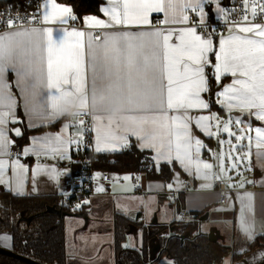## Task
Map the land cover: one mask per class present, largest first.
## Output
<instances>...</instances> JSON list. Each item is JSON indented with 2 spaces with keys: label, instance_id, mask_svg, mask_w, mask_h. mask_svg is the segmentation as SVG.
<instances>
[{
  "label": "snow or ice",
  "instance_id": "snow-or-ice-1",
  "mask_svg": "<svg viewBox=\"0 0 264 264\" xmlns=\"http://www.w3.org/2000/svg\"><path fill=\"white\" fill-rule=\"evenodd\" d=\"M106 4L101 12L107 19H85L89 28L101 30L96 34L62 29L56 35L53 27L25 28L22 25L26 18H9V29L18 22L21 26L0 33V184L14 183L17 194H23L29 172V167L20 162V155L32 154L39 159L41 155L59 154L63 159L69 146H79L89 130L96 132L98 153L127 147L129 137L134 136L141 150L155 152L152 159L157 165L161 160L168 164L175 161L189 174L194 169L197 178L203 169L207 179L213 165L200 159L204 144L194 129L208 137L219 135L220 119L210 112L211 103L204 94L211 92L212 80L220 84L224 76L233 79L215 93L216 103L229 113H247L264 122V24L250 21L247 14L250 7L253 21L257 9L264 15V0H243L241 22H233L229 35H220L218 42L212 33L205 35L187 25L191 21L189 13L197 14L200 24H204L209 5L225 13L220 0H106ZM71 12L56 0H47L42 20L45 25L66 24ZM153 14L163 15L156 22L160 27L153 26ZM36 20L35 16L30 18L31 23ZM114 28L128 30L105 31ZM9 71L17 76L16 87L27 113L39 110L45 118L55 119L66 115L69 102H75L77 106L71 114L77 118L91 116L92 129L84 128L85 121L78 119L79 131L75 135L69 130L77 125L65 124L61 133L32 138L31 145L17 153L15 159L5 158L12 155L15 143L10 134L22 136L19 128L8 127L21 122L16 115L18 100L5 79ZM116 109L120 110V119L112 115ZM202 110H209V114L192 115ZM232 123L230 116L223 124V132L230 138L235 136L238 142L248 141V151L235 156L232 153L243 152L245 146L228 141L227 158L235 168L237 162L246 158L250 161L253 131L256 147H264V127L253 129L249 124L247 130L241 127L244 134L237 136L231 131ZM235 123L241 125L242 118L237 117ZM219 167L216 180L224 179L223 158ZM9 170L11 176L6 180ZM40 170L37 164L33 176ZM167 187L171 189L172 184ZM96 191L105 189L98 187ZM246 198L250 201L251 194ZM241 211V230L251 238L253 225L245 218V210ZM247 211L254 214L250 204ZM11 239L10 234H0V240Z\"/></svg>",
  "mask_w": 264,
  "mask_h": 264
},
{
  "label": "crops",
  "instance_id": "crops-1",
  "mask_svg": "<svg viewBox=\"0 0 264 264\" xmlns=\"http://www.w3.org/2000/svg\"><path fill=\"white\" fill-rule=\"evenodd\" d=\"M103 3L101 8L107 6L106 0H102ZM56 2L65 7L70 6ZM47 0L43 2V12ZM220 5L225 9L223 1L220 0ZM208 13L205 23L217 18L222 13L215 11V5H209L206 8ZM73 15V12L68 16V22L66 24H54L45 25L42 27H53L56 35L61 33L62 29H76L84 31L86 34L92 32L94 34L99 33L101 30L89 28L85 19L90 16H95L101 19H107L103 16L102 12L100 15L89 14L84 16L79 22L75 24L69 21V17ZM163 19L162 14H153L152 21L154 27H160L156 22ZM199 22V17L197 18ZM264 24V23H262ZM187 26H194L189 24ZM196 27V26H195ZM128 29L114 28L107 29L105 31H122ZM136 31L138 29H131ZM198 30V28H197ZM198 32H200L198 30ZM201 33V32H200ZM229 33L224 34L227 37ZM218 42V38H214ZM214 62V57H213ZM224 83L222 84L219 91L222 90L224 85L231 84L232 77L224 76ZM6 81L12 86V92L16 96L19 107L17 109V117L19 123L10 124V129L19 128L23 134L25 129L33 131V134L29 136L28 144L19 149V153L22 152L26 146H30L32 138H42L48 136H55L61 133V130L65 124H74L76 127H72L69 131L75 135L79 131L78 119L72 114H66L55 119L45 118L43 115L37 113H27L24 108V102L20 98L21 93L16 87L17 76L15 73L9 71L5 76ZM222 80V79H221ZM205 99H207V94ZM219 105V104H218ZM220 106V105H219ZM19 108L21 112L19 114ZM225 115H219L216 111H211L218 115L220 119L221 131L219 136H226L223 132V124L225 121L231 119V131L234 133H241L240 128L243 127L247 130L249 124L254 129L256 127H264V122L256 120L254 117H249L247 113H241L233 110L231 113L225 109ZM209 110H202L199 112H193L192 115H208ZM237 117L242 118V124L237 125L235 119ZM91 118V116H90ZM92 121V118H91ZM56 125V127H52ZM93 125V121H92ZM41 129V130H39ZM212 131H216L215 120L213 121ZM194 134L200 140H202L204 147L201 149L200 159L204 162L211 163L213 168L207 172V179H204L205 171L202 169L200 178H197L192 170V174L186 172L177 162L173 161L175 166L172 180L170 182H162L151 180L148 181L145 174H139L137 176H131L128 174H115L112 173L113 181L110 185L106 186L100 182H97L94 195L88 197L80 208L74 211L66 213L64 220L69 225V220H75L74 228L71 229V233L68 234L67 228H65V243H66V257L67 264H117L114 256V221L116 216L121 215L127 217L130 221L135 222L139 227L131 230L129 235L137 237L138 246L137 248L128 247L141 251L144 248L143 236L146 230L152 231L153 226H168L170 231L163 237H168L174 233L171 229L173 223L188 221L192 219V216L196 213L200 214L199 221L201 218L207 215L208 222L212 224L211 228L207 232L203 227L204 224H200V230L204 234H208L209 231H213L218 238V242L225 248L228 249V253L223 260L222 264H259L264 261V147H256V139L254 131L251 133L253 136L251 150H250V161L246 158L243 162H237V167L244 165L243 171L235 173L232 171L233 163L229 164L231 169V184L234 187H228L227 185V200L224 204H220L221 195L219 191L214 187L212 177L218 175L219 168L217 166L218 160L220 161L219 153L215 151L217 147V136L208 137L202 132L194 129ZM67 136V133H64ZM95 137L96 132L93 130V152L96 155H107L122 152L123 149L127 148L131 144H135L139 149L140 141L134 136H130L127 147H120L116 151L96 152L95 151ZM10 138L15 141L18 138L14 133L10 134ZM205 138H213L212 143L207 144ZM229 139V138H228ZM233 139V137H232ZM228 142V141H227ZM244 151L238 152L239 155H244L248 151V141L243 142ZM17 144V143H14ZM230 144H228V147ZM78 149L77 145H71L68 151L64 154L62 159L59 154L56 155H41L37 159L34 155L30 154L27 157L20 155V162L26 164L29 167V172L26 177L23 194H17L15 184L11 186L8 184H0V190L9 191L14 196H31V197H59L64 193V187L62 180L65 176L71 174L74 171V158L73 153ZM152 157L155 156V152L149 149ZM215 155H213V153ZM70 157V158H69ZM217 157V160L216 158ZM7 159H15L16 157H5ZM155 162V161H154ZM166 162L160 161L158 165L165 164ZM240 163L241 165H239ZM37 164L40 165L41 170L35 173L33 176V169L36 168ZM157 164V162H155ZM168 164V163H167ZM125 175L130 176L129 180H124ZM11 176V171L5 176L7 180ZM233 176L237 177L236 181L233 180ZM188 181V185L185 181ZM138 181H143L147 188V193L134 192V186L137 185ZM225 182V180H223ZM226 183V182H225ZM172 184V188L169 189L167 185ZM243 184V187L240 185ZM98 187H103L105 191L97 192ZM251 194V200L246 198V194ZM243 198V199H242ZM254 209V214L247 211L248 205ZM242 209L245 210V218L253 225V233L251 238L242 232L240 219L242 215ZM155 215L154 221L149 224ZM202 228V229H201ZM7 233L11 235V232H3L0 230V234ZM152 233V232H151ZM0 246L6 249L12 248L11 240H0ZM161 248L159 245L158 236H154L152 241L148 243L147 255H149V264H155L163 257L160 254ZM238 256V257H236ZM167 260V259H166ZM166 264H172L168 259Z\"/></svg>",
  "mask_w": 264,
  "mask_h": 264
},
{
  "label": "trees",
  "instance_id": "trees-1",
  "mask_svg": "<svg viewBox=\"0 0 264 264\" xmlns=\"http://www.w3.org/2000/svg\"><path fill=\"white\" fill-rule=\"evenodd\" d=\"M71 7L75 22H79L89 14L100 15L102 0H57ZM25 0H0V7L24 4ZM211 72V69H209ZM220 84L211 81V92L206 93L211 103V111L225 115L226 111L216 103ZM13 86V85H12ZM13 88H15L13 86ZM19 114L21 108H19ZM52 127H56L53 125ZM41 130V129H39ZM33 131L25 129L22 136L15 138L19 149L28 144ZM213 138H205L207 144ZM76 152V151H75ZM74 152V153H75ZM73 153V155H74ZM94 167L100 171L115 174L137 176L145 174L148 181L170 182L175 166L173 164H155L150 151L141 150L131 144L122 152L98 155L93 161ZM159 169V170H158ZM75 170V168H74ZM54 207L57 212H49ZM69 210L59 205L57 197L14 196L11 192L0 190V230L11 232L12 250L22 256L42 264H67L64 220ZM200 214L196 213L191 220L173 223L174 233L163 237L168 231L167 226H153L152 233L145 231L144 248L137 251L125 245L127 234L139 227L127 217L118 215L114 221V256L117 264H149L147 246L156 235L160 245V254L172 264H222L228 249L219 242H212L207 234L200 230ZM238 257V256H236ZM0 264H28L12 256L0 254Z\"/></svg>",
  "mask_w": 264,
  "mask_h": 264
},
{
  "label": "built area",
  "instance_id": "built-area-1",
  "mask_svg": "<svg viewBox=\"0 0 264 264\" xmlns=\"http://www.w3.org/2000/svg\"><path fill=\"white\" fill-rule=\"evenodd\" d=\"M225 7V13L219 15L217 18L212 19L204 24H200L197 21L198 15L195 13H189L191 17L190 23L198 28V30L207 35L212 33L214 38H219L220 35L229 33V29L233 27V22H241V18L244 15L243 0H222ZM43 2L44 0H25L24 4L18 3L16 5H6L0 7V33L14 31L16 27H20L19 22L14 28L9 29L6 26V21L9 18L17 19L26 18L23 21V27H42L43 26ZM251 2V0H250ZM260 0H257L259 3ZM249 20L254 23H264V15H262L257 9V17L253 21L251 16V8L249 7L248 13ZM35 16L37 18L35 23L30 22V18ZM73 16V15H72ZM70 16L69 21L75 24ZM227 18V22H225ZM79 119L85 121L84 128L92 129V121L90 116H80ZM12 155L10 157H16L19 153L17 144L11 148ZM75 170L65 176L62 180L64 187V193L59 197V205L63 208H67L69 211H74L77 205H82L88 197L94 195L96 183L100 182L106 186L110 185L113 181L112 173L109 171H100L95 169L94 160L98 158L93 152V130H89L84 135V141L78 146V149L73 155ZM99 174V175H97ZM214 175L212 177L214 187L219 191L221 195L220 204H224L227 200V185L223 180H216ZM185 183L188 185V181ZM134 192L147 193L146 185L143 181H138L134 186Z\"/></svg>",
  "mask_w": 264,
  "mask_h": 264
},
{
  "label": "rangeland",
  "instance_id": "rangeland-1",
  "mask_svg": "<svg viewBox=\"0 0 264 264\" xmlns=\"http://www.w3.org/2000/svg\"><path fill=\"white\" fill-rule=\"evenodd\" d=\"M237 136L239 135V133H235ZM218 137L216 140L218 141L217 142V147L215 149V151L217 153H219V156H220V161L218 160L217 162V166L219 168V171H218V174H220V163H221V159L223 158V163H224V166H225V171L223 172V176H224V179L222 180H225L226 184L229 185L231 183L232 180H229L227 179V177H231L232 173L230 171H228V169H230V166L229 164L233 163L232 160L228 159L227 158V154L230 152V146L228 147V142L229 140H231V144H238V143H241V142H238L236 139H235V136H233V139L232 137L230 138L228 136V134L226 133V136H222V138L219 136V135H215V137ZM229 138V139H228ZM220 141H224L223 144L220 143ZM246 141V139H245ZM212 152V151H211ZM213 153V152H212ZM213 155H215L213 153ZM233 156L235 155H239L238 152H233L232 153ZM216 160H217V157H215ZM239 165H241L240 163H238ZM243 168H244V165L242 167H238V168H235V173H238V172H242L243 171ZM232 171H234V168H232ZM237 177L233 176V180L236 181ZM155 219V215H153V218L150 222H148L149 224H151ZM70 221V225L66 222L65 223V228H67V232L68 234L71 233V229L74 228V223L76 222L75 220H69ZM211 221V220H210ZM210 221L208 222V220H202V221H199L200 224H204L203 227L205 228V231L204 232H207L208 229L211 228L212 224H210ZM212 223V221H211ZM202 229V228H201ZM211 231L208 232V234H210ZM125 245L126 247H134V248H137L138 246V242L139 240H137V237L134 236V235H129L126 240H125ZM167 263V260L165 257H163L161 260L157 261L155 264H166Z\"/></svg>",
  "mask_w": 264,
  "mask_h": 264
},
{
  "label": "water",
  "instance_id": "water-1",
  "mask_svg": "<svg viewBox=\"0 0 264 264\" xmlns=\"http://www.w3.org/2000/svg\"><path fill=\"white\" fill-rule=\"evenodd\" d=\"M48 211L49 212H51V211L57 212L54 207L49 208ZM205 219H207V215H205L204 217L201 218V220H205ZM208 238L212 242H218V238H216V234L213 231H211V233L208 235ZM0 254L4 255V256H8V257L12 256V257H14L16 259H19V260H21L23 262H26L28 264H42V263H40V262L38 263V262H36V261H34V260L30 259V258L22 257V256L16 254L12 249L8 250V249L3 248L1 246H0ZM259 264H264V261L259 263Z\"/></svg>",
  "mask_w": 264,
  "mask_h": 264
},
{
  "label": "clouds",
  "instance_id": "clouds-1",
  "mask_svg": "<svg viewBox=\"0 0 264 264\" xmlns=\"http://www.w3.org/2000/svg\"><path fill=\"white\" fill-rule=\"evenodd\" d=\"M76 103L75 102H69V105L67 107V114H71V112L75 109L76 107ZM113 117L116 118V119H120L121 116H120V110L119 109H116L113 113H112Z\"/></svg>",
  "mask_w": 264,
  "mask_h": 264
}]
</instances>
